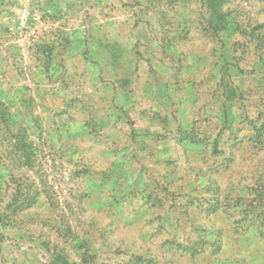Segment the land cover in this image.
<instances>
[{
  "label": "rangeland",
  "instance_id": "obj_1",
  "mask_svg": "<svg viewBox=\"0 0 264 264\" xmlns=\"http://www.w3.org/2000/svg\"><path fill=\"white\" fill-rule=\"evenodd\" d=\"M262 229L264 0H0V264H264Z\"/></svg>",
  "mask_w": 264,
  "mask_h": 264
},
{
  "label": "trees",
  "instance_id": "obj_2",
  "mask_svg": "<svg viewBox=\"0 0 264 264\" xmlns=\"http://www.w3.org/2000/svg\"><path fill=\"white\" fill-rule=\"evenodd\" d=\"M210 22L216 30H224L226 28V20L222 14L221 8L213 6L210 7ZM261 235L264 237V229L261 231Z\"/></svg>",
  "mask_w": 264,
  "mask_h": 264
}]
</instances>
